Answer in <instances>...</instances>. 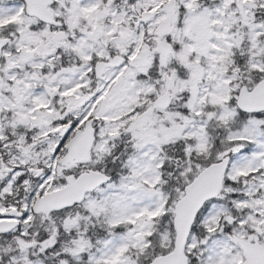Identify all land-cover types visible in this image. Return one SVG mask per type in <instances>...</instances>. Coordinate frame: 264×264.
Segmentation results:
<instances>
[{
	"label": "snow or ice",
	"instance_id": "1",
	"mask_svg": "<svg viewBox=\"0 0 264 264\" xmlns=\"http://www.w3.org/2000/svg\"><path fill=\"white\" fill-rule=\"evenodd\" d=\"M0 264H264V0H0Z\"/></svg>",
	"mask_w": 264,
	"mask_h": 264
}]
</instances>
